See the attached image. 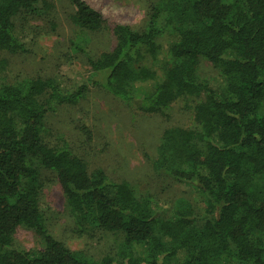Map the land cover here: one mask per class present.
<instances>
[{"label":"trees","instance_id":"trees-1","mask_svg":"<svg viewBox=\"0 0 264 264\" xmlns=\"http://www.w3.org/2000/svg\"><path fill=\"white\" fill-rule=\"evenodd\" d=\"M39 1L0 0V52L24 50L14 17ZM72 1L73 22L99 30L100 12L84 0ZM170 1L163 25L160 8L142 31L119 24L113 49L88 56V62L96 74L106 73L95 84L148 114L168 110L180 97L204 94L194 105L196 128L166 129L153 166L159 174L193 181L209 217L197 223L184 199L163 217L154 199L101 169L90 173L65 141L45 140L49 114L75 103L85 87L62 94L51 79L3 78L0 264H264V0ZM163 36L170 40L166 48L159 42ZM202 58L219 70L229 98H219L212 84L200 80ZM7 65L0 58L1 72ZM43 169L55 174L81 228L123 236L114 255L83 258L49 232L38 201ZM20 225L41 238L37 255L12 248Z\"/></svg>","mask_w":264,"mask_h":264},{"label":"rangeland","instance_id":"rangeland-1","mask_svg":"<svg viewBox=\"0 0 264 264\" xmlns=\"http://www.w3.org/2000/svg\"><path fill=\"white\" fill-rule=\"evenodd\" d=\"M102 15L99 30L89 32L73 22L72 0H40L34 10H21L14 22L24 50L9 54L0 71L10 83L33 78L51 79L62 94L85 87L75 103H64L49 114L44 138L55 145L65 141L84 160L90 173L104 171L115 182L126 181L139 196L154 199L161 216L168 217L178 200L188 201L195 210L197 223L209 217L206 199L193 181L177 180L154 169L157 148L163 132L174 126L196 128L194 105L204 98L180 97L162 113H145L110 94L96 81L106 73L96 74L88 56L98 57L115 46V27L129 25L144 30L154 9L160 8L158 25H163L172 6L170 0H84ZM191 24L190 20H188ZM166 48L167 36L159 39ZM78 46L84 48L80 50ZM200 80L216 88L219 98H229L223 79L211 61L201 59L197 70ZM39 206L49 232L70 250L86 259L98 261L114 255L123 240L119 233L81 228L71 214L55 174L41 170ZM12 248L37 255L43 249L41 238L33 229L20 225L13 234Z\"/></svg>","mask_w":264,"mask_h":264}]
</instances>
